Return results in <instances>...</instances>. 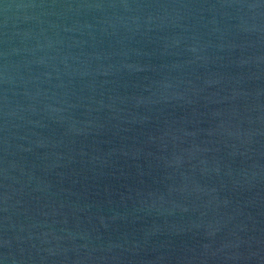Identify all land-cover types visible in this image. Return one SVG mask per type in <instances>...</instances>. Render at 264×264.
I'll list each match as a JSON object with an SVG mask.
<instances>
[{"label":"water","instance_id":"1","mask_svg":"<svg viewBox=\"0 0 264 264\" xmlns=\"http://www.w3.org/2000/svg\"><path fill=\"white\" fill-rule=\"evenodd\" d=\"M0 264H264V0H0Z\"/></svg>","mask_w":264,"mask_h":264}]
</instances>
